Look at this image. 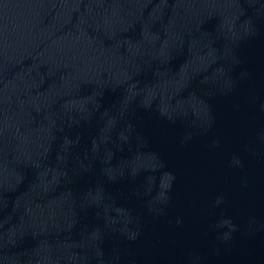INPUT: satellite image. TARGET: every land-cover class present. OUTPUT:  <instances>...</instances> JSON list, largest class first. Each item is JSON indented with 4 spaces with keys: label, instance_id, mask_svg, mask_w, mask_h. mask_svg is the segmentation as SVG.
Wrapping results in <instances>:
<instances>
[{
    "label": "water",
    "instance_id": "1",
    "mask_svg": "<svg viewBox=\"0 0 264 264\" xmlns=\"http://www.w3.org/2000/svg\"><path fill=\"white\" fill-rule=\"evenodd\" d=\"M0 264H264V0H0Z\"/></svg>",
    "mask_w": 264,
    "mask_h": 264
}]
</instances>
